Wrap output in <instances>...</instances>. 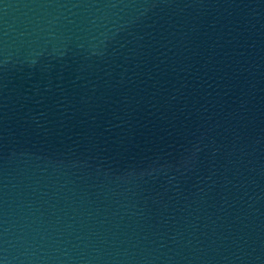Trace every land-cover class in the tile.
I'll use <instances>...</instances> for the list:
<instances>
[{
	"label": "water",
	"instance_id": "obj_1",
	"mask_svg": "<svg viewBox=\"0 0 264 264\" xmlns=\"http://www.w3.org/2000/svg\"><path fill=\"white\" fill-rule=\"evenodd\" d=\"M0 264H264V0H0Z\"/></svg>",
	"mask_w": 264,
	"mask_h": 264
}]
</instances>
